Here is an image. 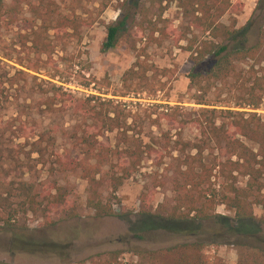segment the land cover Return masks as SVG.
Listing matches in <instances>:
<instances>
[{"label": "rangeland", "instance_id": "374dc122", "mask_svg": "<svg viewBox=\"0 0 264 264\" xmlns=\"http://www.w3.org/2000/svg\"><path fill=\"white\" fill-rule=\"evenodd\" d=\"M229 2L231 7L218 20V29H244L242 39L245 48L254 46L258 41L264 43V0ZM236 3L242 4L240 11L235 9ZM9 4L10 0H0V14ZM69 8L67 4L60 5V12L66 14ZM75 12L86 20V23L91 24L82 28L81 40L53 42L52 53L49 57H39L41 62L29 53L27 47L30 43L23 45L25 39L22 37L30 31L28 21L31 15L28 7L21 5L13 23L8 22L9 17L5 15L0 19V198L7 197L5 191L8 190V182L13 186L17 185L16 179L12 181L13 179L4 176L9 167L6 162L8 150H14L24 164L28 163L34 167L25 174L24 179L35 185L46 178V168L37 164L36 154L31 153V143L36 141L39 135L55 139V152L76 155L80 151L75 148L74 140L69 139V134L81 126L82 121L63 106L60 107L61 110L56 106L53 112H48L42 104L45 97L51 96L52 86L61 88L62 92L79 100L93 96L101 100L109 99L114 105L129 106L131 116L126 120L128 131L105 132L96 139L98 146H102L105 151L122 152L137 143L143 152L141 161L114 194H111L108 186L103 189L104 198L109 199L113 206V217L98 218L92 210L85 207V182L76 176H68L63 180L74 188L71 203L77 206L78 216L72 220L58 222L45 231L52 241L63 245L64 251L60 257L29 254L13 249L14 233L28 234L29 231L42 229L39 220L20 214L16 223L17 231L0 228V262L90 264L91 260H97V256L119 252L121 264H153L140 253L178 244L202 242L205 244L208 264H236L237 250L221 244L219 234L223 231L216 219L178 224L173 226L172 231L157 230L142 234L129 231V225L136 222L137 215L142 211L165 218L174 204L172 179L177 162L172 158L178 155L172 150L171 144L167 143L176 140L177 131H181L184 141L197 142L199 131L191 127L188 121L205 108L227 109L219 107V84L212 85L211 92L206 97L210 105L214 106L195 104L198 93L191 88L187 79L191 63L188 60L189 54L185 51L186 42H176L173 38L162 40L158 33H152V30L169 23L172 29L183 31L186 23L182 10L176 2H163L159 6L149 0H91L87 3L82 1ZM120 22L124 23V27L118 33L114 49L102 52L106 37L105 27L116 26ZM190 31L199 35L195 30ZM151 35L159 41L153 42ZM237 42H231L229 45ZM215 43H223V37L216 39ZM262 52L260 58L236 63L237 71L244 78L250 80L255 74H263L261 69H264V50ZM32 64L38 65L37 72L27 70ZM130 69L137 73L144 71L149 86L142 92H128L126 96L121 97L127 93L123 78ZM56 70L59 71V76L51 79L50 76ZM17 71L24 74L16 76ZM13 76L16 78L15 85L10 87L9 80ZM82 77L92 79L93 82L84 88L81 86L84 83ZM135 83V80L128 81L126 85ZM157 87L162 90L150 93V89ZM223 97L224 95L221 99ZM169 108H178L175 119L177 122L185 121L182 128L164 120H159L157 125L152 124L161 111ZM228 109L264 116V107L257 110ZM146 115H149V119ZM212 147L203 152L206 163L215 158L219 159V151ZM26 155L30 157V162L25 159ZM117 161L115 157L111 163L116 164ZM104 169H109V166L105 165ZM114 172L117 176L121 175L116 169ZM244 181L239 179L237 187H243ZM212 182L218 189L219 182L216 179ZM9 203L13 207L17 205L13 199H9ZM215 214L233 217V213L221 205L216 207ZM253 214L256 220L264 216L259 207L254 209Z\"/></svg>", "mask_w": 264, "mask_h": 264}, {"label": "trees", "instance_id": "16d2710c", "mask_svg": "<svg viewBox=\"0 0 264 264\" xmlns=\"http://www.w3.org/2000/svg\"><path fill=\"white\" fill-rule=\"evenodd\" d=\"M82 1L87 3L91 0H10L9 6L3 8L0 19L5 15L9 17L8 22L13 23L21 5L28 7L31 15L28 21L30 31L22 37L25 39L23 45L30 43L27 47L29 53L41 62L39 57H49L52 53L53 42L81 40L82 28L91 25L75 12ZM149 1L159 6L163 2H176L182 10L186 23L183 31L172 29L169 23L152 30V33H158L162 40L173 38L176 42H186L185 51L188 52V60L191 63L187 79L191 88L198 93L195 104L214 106L210 105L206 97L211 92L212 85L219 84L221 92L224 90L219 92V107L227 109L205 108L188 121L191 127L199 131L197 142L184 141L181 131H177L176 140L167 143L171 144L172 150L178 155L172 158L177 162L172 179L174 204L165 218L142 211L137 215L136 222L129 225V231L133 234L157 230L172 231L173 226L178 224L216 219L223 231L219 234L221 244L237 250L236 264H264V216L256 220L253 214L254 209L258 207L264 214V116L228 109L257 110L264 107V69H261L263 74H255L250 80L244 78L236 69L237 62L260 58L264 43L258 41L254 46L245 48L242 39L244 29H218V20L231 7L229 0ZM64 4L70 6L66 14L60 12V5ZM241 8V3L235 4L237 11ZM123 27V22L105 27L106 37L102 52L114 49L118 33ZM190 30L197 31L199 35ZM221 36L223 43H215ZM151 38L153 42L159 41L154 39L153 35ZM231 42L237 43L230 46ZM38 68L37 64H32L27 70L37 72ZM23 74L22 71L16 72V76ZM58 74L59 71L56 70L50 78H56ZM82 78L84 83L81 86L84 88L93 82L92 79ZM15 80L13 76L8 85L13 87ZM134 80L137 81L135 85H126L128 81ZM231 80L233 82H230ZM123 85L127 87V93L121 97L126 96L128 92L147 90L149 83L144 71L137 73L130 69L123 78ZM51 90V96L42 100L46 110L53 112L56 106H59L60 110L63 106L82 121L81 126L77 127L78 130L69 134V139L74 140L75 148L80 151L76 155L55 152V139L39 135L38 139L31 143V153L36 154V163L46 168V178L35 185L24 179L25 174L34 167L28 163L24 164L14 150H8L6 162L9 167L4 176L13 179L12 181L16 179L17 185L13 186L8 182V190L5 191L7 197L0 198V228L17 231L19 215L31 216L40 221L42 229L29 231L28 234L14 233L13 249L29 254L60 257L64 251L63 245L52 241L45 231L58 222L72 220L78 216L77 206L71 203L74 188L63 180L68 176H76L85 182V207L92 210L98 218L113 217V206L109 199L104 198L102 191L108 186L111 194H114L139 165L143 152L137 143L122 152L105 151L102 146H98L96 138L99 135L114 130L128 131L126 120L131 116L129 106L114 105L109 99L101 100L93 96L79 100L62 92L59 87L52 86ZM160 90L161 87L152 88L150 93L154 94ZM177 110L178 108H169L161 111L152 124L157 125L159 120H164L182 128L185 121H176ZM146 117L149 119V115ZM211 146L219 151V159L215 158L206 163L203 152ZM115 157L118 161L112 164L111 160ZM25 159L28 162L31 160L28 155ZM105 165H108L109 169L105 170ZM115 169L121 175L117 176ZM215 179L220 185L218 189L214 187V181L212 182ZM239 179L245 180L243 187H237ZM9 199L15 200L17 205L13 207ZM218 205L231 211L233 217L216 215L215 209ZM140 255L153 264H208L205 244L202 242L144 251ZM90 264H121L119 252L97 256V260H91Z\"/></svg>", "mask_w": 264, "mask_h": 264}, {"label": "built area", "instance_id": "2783aa9c", "mask_svg": "<svg viewBox=\"0 0 264 264\" xmlns=\"http://www.w3.org/2000/svg\"><path fill=\"white\" fill-rule=\"evenodd\" d=\"M134 104V103H133Z\"/></svg>", "mask_w": 264, "mask_h": 264}]
</instances>
